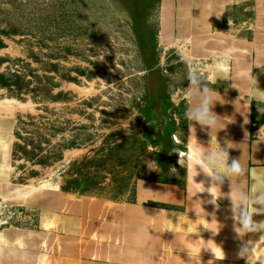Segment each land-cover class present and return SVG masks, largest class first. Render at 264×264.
<instances>
[{
	"label": "crops",
	"instance_id": "0c3cea01",
	"mask_svg": "<svg viewBox=\"0 0 264 264\" xmlns=\"http://www.w3.org/2000/svg\"><path fill=\"white\" fill-rule=\"evenodd\" d=\"M236 9L239 27L223 28ZM159 19L161 44L206 71L224 128L187 119L182 182L138 179L133 200L117 202L16 185L17 108L0 101V214H16L0 216V264H264V204L235 199L239 191L264 195V0H163ZM184 98L186 114L188 91ZM197 143L202 150L226 146L219 171L227 175V163L238 159L244 174L215 179L200 170ZM24 212L35 218L32 226L21 225Z\"/></svg>",
	"mask_w": 264,
	"mask_h": 264
},
{
	"label": "rangeland",
	"instance_id": "374dc122",
	"mask_svg": "<svg viewBox=\"0 0 264 264\" xmlns=\"http://www.w3.org/2000/svg\"><path fill=\"white\" fill-rule=\"evenodd\" d=\"M162 1L0 0V101L17 108L16 185L124 202L138 179L182 182L184 94L193 71L207 85L206 71L161 44ZM229 16L223 28H238L241 9ZM23 215L17 224L32 226Z\"/></svg>",
	"mask_w": 264,
	"mask_h": 264
},
{
	"label": "clouds",
	"instance_id": "9594fccd",
	"mask_svg": "<svg viewBox=\"0 0 264 264\" xmlns=\"http://www.w3.org/2000/svg\"><path fill=\"white\" fill-rule=\"evenodd\" d=\"M206 79V78H205ZM188 94L191 99V104L186 112V119L192 122L191 125L199 124L206 128L221 130L224 128L225 121L217 113L213 111V108L217 101H220L213 92L212 88L202 83V78L198 72L193 71L188 77L187 85ZM223 125V126H222ZM197 159L196 166L198 165L200 170L210 173L215 179H220L222 176H241L244 174L245 169L242 166L240 160L233 159L229 164L227 163L226 173L222 175L219 169H222L225 161H228L227 148L221 147L220 149L202 150L199 144L196 145ZM195 166V172L197 173V167ZM264 193V192H262ZM235 199L239 202L252 204H264V195L259 197H250L244 191H239L235 194ZM243 226L245 229H249L251 226V214L245 216L243 220ZM216 256H222V250L220 248L214 249Z\"/></svg>",
	"mask_w": 264,
	"mask_h": 264
},
{
	"label": "trees",
	"instance_id": "16d2710c",
	"mask_svg": "<svg viewBox=\"0 0 264 264\" xmlns=\"http://www.w3.org/2000/svg\"><path fill=\"white\" fill-rule=\"evenodd\" d=\"M14 146H15V144H14ZM61 189V191L62 192H64V193H68V194H72V195H87V194H85V193H83V192H78V191H76V190H74V189H67V188H64V187H61L60 188ZM87 196H89V195H87ZM133 200V199H132Z\"/></svg>",
	"mask_w": 264,
	"mask_h": 264
}]
</instances>
